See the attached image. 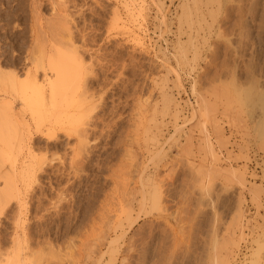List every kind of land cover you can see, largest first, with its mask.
I'll return each instance as SVG.
<instances>
[{
	"label": "rangeland",
	"instance_id": "rangeland-1",
	"mask_svg": "<svg viewBox=\"0 0 264 264\" xmlns=\"http://www.w3.org/2000/svg\"><path fill=\"white\" fill-rule=\"evenodd\" d=\"M235 1L0 0V73L62 35L96 104L36 119L0 86V264H264V0Z\"/></svg>",
	"mask_w": 264,
	"mask_h": 264
},
{
	"label": "bare ground",
	"instance_id": "bare-ground-1",
	"mask_svg": "<svg viewBox=\"0 0 264 264\" xmlns=\"http://www.w3.org/2000/svg\"><path fill=\"white\" fill-rule=\"evenodd\" d=\"M33 2H34V0H32ZM36 1V0H35ZM54 1V0H53ZM56 1V0H55ZM238 2V4H237V2ZM235 2H236V4H237V6L235 5V7H230V8H235V10H237V11H239L240 10V5H239V2H241V1H243V0H236ZM245 1V0H244ZM31 3V4H35V3ZM185 2H186V0H185ZM194 2H196V1H194ZM234 2V1H233ZM39 3V2H38ZM205 3V2H204ZM208 3V2H207ZM214 3V2H213ZM249 3H251V2H249ZM196 4V3H195ZM241 4V3H240ZM180 6H181V4H179ZM206 5V4H205ZM208 5V4H207ZM210 5V4H209ZM217 5V4H216ZM233 5V4H232ZM255 5V4H254ZM57 6V5H56ZM187 6V5H186ZM197 6V5H196ZM241 6H242V4H241ZM32 7V6H31ZM36 7V6H35ZM60 7V6H59ZM61 8V7H60ZM195 8V7H194ZM53 9H56L55 8V6H54V8ZM188 9V8H187ZM227 9V8H226ZM242 9V8H241ZM62 10V9H61ZM195 10V9H194ZM208 10H210V8L208 9ZM216 10V9H215ZM228 10V9H227ZM197 11V10H196ZM217 11V10H216ZM175 12V11H174ZM213 12V11H212ZM211 12V13H212ZM262 12V11H261ZM4 13V12H3ZM239 13H241L240 11H239ZM188 14V13H187ZM213 14V13H212ZM244 15V14H243ZM261 15H262V13H261ZM65 16V15H64ZM73 16V15H72ZM191 16V15H190ZM208 16V15H207ZM213 16V15H212ZM248 16V15H247ZM259 16V15H258ZM34 17V16H33ZM178 17V16H177ZM209 17V19H210V16H208ZM195 18V17H194ZM35 19H37V18H35ZM58 19V18H57ZM61 19V18H60ZM64 19V18H63ZM191 19V18H190ZM190 19H189V21H190ZM212 19V18H211ZM257 19V18H256ZM178 20H180V19H178ZM177 20V21H178ZM184 20V19H183ZM201 21H202V19H201ZM210 21H212V20H210ZM257 21V20H256ZM34 22V21H33ZM60 22V21H59ZM213 22V21H212ZM237 22V21H236ZM241 22V21H240ZM48 23V22H47ZM46 23V24H47ZM63 23V22H62ZM61 23V24H62ZM65 23V22H64ZM63 23V24H64ZM70 23V22H69ZM185 23V22H184ZM260 23L262 24V23H264V15H262V18L260 17ZM45 24V23H44ZM49 24H51L50 22H49ZM53 24V23H52ZM57 24H58V22H57ZM60 24V23H59ZM73 24V23H72ZM191 24V23H190ZM211 24V23H210ZM35 26H36V24H34ZM34 25H33V27H34ZM66 25V24H65ZM74 25V24H73ZM258 25V24H257ZM262 25H264V24H262ZM53 26V25H52ZM56 26V25H55ZM63 26V25H62ZM196 26H197V24H196ZM200 26V25H199ZM199 26H198V28H199ZM260 25H258V27H259ZM45 27V26H44ZM49 27H50V25H49ZM68 27V26H67ZM231 27V26H230ZM53 29H54V27H52ZM52 28H51V30H52ZM60 28V27H59ZM63 28V27H62ZM65 28V27H64ZM201 28V27H200ZM13 29V28H12ZM178 29H179V27H178ZM187 29H188V27H187ZM202 29V28H201ZM200 29V30H201ZM207 29V28H206ZM228 29V28H227ZM38 30V29H37ZM36 30V31H37ZM42 30V29H41ZM50 30V29H49ZM50 30V31H51ZM59 30H61V29H59ZM69 30V29H68ZM75 30V29H74ZM180 30V29H179ZM208 30V29H207ZM40 30H38V32H39ZM56 31H57V29H56ZM202 31V30H201ZM19 32V31H18ZM35 32V31H34ZM55 32V31H54ZM59 32V31H58ZM69 32V31H68ZM198 32V31H197ZM207 32V31H206ZM56 33V32H55ZM64 33H66L65 35H67V32H64ZM83 33V32H82ZM183 33V32H182ZM232 33V32H231ZM257 33V32H256ZM23 34V33H22ZM39 34H41V32H39ZM49 34V33H48ZM57 34V33H56ZM237 34V33H236ZM19 35V34H18ZM35 35V34H34ZM44 35V34H43ZM64 35V34H63ZM78 35V34H77ZM85 35V34H84ZM190 35V34H189ZM203 35V34H202ZM243 35V34H242ZM40 36V35H39ZM45 36V35H44ZM47 36V35H46ZM45 36V39H47L48 37H46ZM49 36H50V34H49ZM52 36V35H51ZM58 36V35H57ZM70 36V35H69ZM68 36V37H69ZM178 36V35H177ZM209 36V35H208ZM215 36H217V35H215ZM241 36V35H240ZM239 36V37H240ZM259 36V35H258ZM53 37H55V36H53ZM52 37V38H53ZM61 37H62V35H61ZM60 37V39H63V38H67V37H62L61 38ZM35 38V40H36V36L34 37ZM6 39V38H5ZM38 39H40V38H38ZM44 39V40H45ZM49 39V38H48ZM55 39V43H59L60 42V39L56 42V38H54ZM54 39H53V41H54ZM68 39H70V38H68ZM73 39V38H72ZM42 40V39H41ZM40 40V41H41ZM51 39H49V42H51L50 41ZM81 40V39H80ZM196 40V39H195ZM38 41V40H37ZM45 41H47V43H48V40H45ZM45 41H43V42H45ZM70 41H73V40H70ZM187 41V40H186ZM202 41H204V40H202ZM219 41V40H218ZM13 42V41H12ZM42 42V43H43ZM67 42V40L65 41V43H64V45L65 44H67L66 43ZM68 42H69V40H68ZM92 42V41H91ZM46 43V42H45ZM53 44H51V45H49L48 44V46H45L44 44H42L41 45V48H38L40 51H41V57L40 58H38V59H35V61L37 62L38 61V63L37 64H35V65H33V69H31V70H29L28 71V69H27V71H26V78H25V80L24 79H22L23 81H18L17 82V80H16V76L14 75V73L13 74H8V73H6V75H5V73L2 75L1 73H0V86L2 87V89H7L8 87V91H9V93H8V95L10 94V95H12L13 96V93L11 94V92H10V90L12 91L13 90V92L15 93V94H19V97L18 98H21V103H22V105L23 106H27L29 109H30V113H29V115L31 116H33V117H36V119L38 118H41V117H39V116H42V117H51L52 115H54L55 117H57L56 119H58L59 117L61 118L62 116L61 115H63V112H62V109H63V107L64 106H67V104L69 105V104H71V105H73L74 106V109H76V107L75 106H77V105H79V110H80V103H82L83 101H86V102H88L89 100L88 99H85L87 96H83L82 94H84V92H86V90L84 89V86L82 87L83 89L82 90H85L82 94H81V88H80V94L78 95L77 94V96H78V98H79V96H80V98L79 99H75V96H76V89H78L79 88V86L81 85V81L83 82V74H85L86 73V71H85V73H79L80 71H79V69L80 70H82V68H81V63H82V60H79L77 57L78 56H75L74 58L72 57V55L74 54H69L67 51H69V50H66L67 48H66V46H64L63 44H62V42H60V44L58 45V44H56L55 45V43L54 42H52ZM181 43V42H180ZM187 43H189V42H187ZM205 43V42H204ZM39 44V43H38ZM41 44V43H40ZM68 44H70V43H68ZM67 44V45H68ZM178 44V43H177ZM33 45H34V43H33ZM37 45V44H36ZM81 45H82V43H81ZM72 47L74 46V43H73V45H71ZM90 46V45H89ZM181 46V45H180ZM202 46V45H201ZM252 46V45H251ZM32 47V46H31ZM40 47V46H39ZM71 47V48H72ZM192 47V46H191ZM33 48V47H32ZM36 49H35V51L36 50H38L37 49V46L35 47ZM69 48H70V46H69ZM70 48V50H72ZM79 48V47H78ZM196 48V47H195ZM217 48V47H216ZM230 48V47H229ZM75 49V48H74ZM74 49L72 50V52L74 51ZM193 49V48H192ZM201 49V48H200ZM38 50V51H39ZM179 50V49H178ZM196 50V49H195ZM33 51H34V49H33ZM79 51V50H78ZM77 51V52H78ZM85 51V50H84ZM185 51V50H184ZM31 52V51H30ZM74 52H76V51H74ZM95 52V51H94ZM182 52V51H181ZM193 52V51H192ZM16 53V52H15ZM37 53V56L39 55V52H35V53H33V54H36ZM179 53V52H178ZM260 53V52H259ZM20 54V53H19ZM81 54V53H80ZM101 54V53H100ZM196 54V53H195ZM221 54V53H220ZM225 54V53H224ZM32 55V54H31ZM30 55V56H31ZM185 55H186V53H185ZM34 56V55H33ZM191 56V55H190ZM197 56V55H196ZM257 56V55H256ZM32 57V56H31ZM35 57V56H34ZM34 57H33V59H34ZM93 57V56H92ZM193 57H195V55L193 54ZM182 58H184V57H182ZM181 58V59H182ZM192 58V57H191ZM191 58H189V59H191ZM210 58V57H209ZM226 58V57H225ZM235 58V57H234ZM29 59V58H28ZM233 59V58H232ZM257 59V58H256ZM32 60V59H31ZM30 60V61H31ZM261 60V59H260ZM34 61V60H33ZM164 61V60H163ZM191 61V60H190ZM218 61V60H217ZM225 61V60H224ZM35 62V63H36ZM85 62V61H84ZM258 62V61H257ZM8 63V62H7ZM16 63V62H15ZM98 63V62H97ZM233 63V62H232ZM247 63V62H246ZM259 63V62H258ZM33 64H34V62H33ZM83 64V63H82ZM186 64V63H185ZM210 64V63H209ZM260 64V63H259ZM28 65V64H27ZM87 65V64H86ZM252 65V64H251ZM23 66V65H22ZM83 66H84V64H83ZM89 66H90V64H89ZM87 67V66H86ZM86 67H84V69L86 70H88V68H86ZM137 67V66H136ZM250 67V66H249ZM262 67V66H261ZM101 68V67H100ZM110 68V67H109ZM194 68V67H193ZM252 71H254L255 72V70L253 69V66H252ZM257 69V68H256ZM40 70V73H41V77L40 78H38L37 79V72ZM133 70V69H132ZM193 70V69H192ZM262 70V69H261ZM89 71H90V69H89ZM92 71V70H91ZM94 71V70H93ZM247 71V70H246ZM84 72V71H83ZM120 72V71H119ZM205 72V71H204ZM260 72V71H259ZM258 72V73H259ZM89 73V72H88ZM88 73H86L85 75H84V77H87L86 75L88 74ZM91 74V73H90ZM95 74V73H94ZM93 74V75H94ZM250 74V73H249ZM260 74V73H259ZM92 75V74H91ZM92 75V76H93ZM117 75V74H116ZM215 75V74H214ZM21 76V75H20ZM245 76H246V74H245ZM260 76H262V77H264V74H261ZM94 77H95V75H94ZM234 78V77H233ZM83 79V80H82ZM204 79V78H203ZM262 79H264V78H262ZM40 81V83L41 84H39V85H37L38 84V82ZM201 81V80H200ZM260 81V80H259ZM252 83V82H251ZM83 84L85 85V80H84V82H83ZM222 84V83H221ZM261 84H262V82H261ZM8 86V87H7ZM166 86V85H165ZM200 86V85H199ZM257 86H259V84L257 85ZM86 87V86H85ZM162 87V86H161ZM241 87V86H240ZM103 88V87H102ZM253 88V87H252ZM10 89V90H9ZM199 89V88H198ZM251 89V88H250ZM14 90H17V91H14ZM213 90V89H212ZM226 90V89H225ZM241 90V89H240ZM254 90V89H253ZM2 91V90H1ZM200 91V90H199ZM232 92V91H231ZM230 92V93H231ZM197 93V92H196ZM233 93H234V91H233ZM3 94H5V91L3 92ZM87 94V93H86ZM89 94V93H88ZM212 95V94H211ZM239 95V94H238ZM248 95V94H247ZM15 96V95H14ZM13 96V97H14ZM197 96V95H196ZM233 96V95H232ZM252 96V95H251ZM260 96V95H259ZM92 97V96H91ZM163 97V96H162ZM215 97V96H214ZM213 97V98H214ZM248 97V96H247ZM163 98H165V97H163ZM223 98V97H222ZM227 98V97H226ZM90 99V98H89ZM200 99V98H199ZM235 99V98H234ZM237 99V98H236ZM88 100V101H87ZM91 100V99H90ZM164 100V99H163ZM224 100V99H223ZM240 101V100H239ZM238 101V102H239ZM247 101V100H246ZM98 102V101H97ZM171 102V101H170ZM224 102V101H223ZM232 102V101H231ZM241 103L240 104H243V102H244V100H243V102L242 101H240ZM0 103H2V104H0V107L1 108H5V112H9V115H8V113H6L7 114V117H11V116H13L14 117V113L12 112V114L10 113V105L12 104L11 103V101H10V99H6V100H2V102H0ZM99 103V102H98ZM203 103V102H202ZM221 103V102H220ZM225 103H226V101H225ZM235 103H236V100H235ZM247 103H249V102H247ZM251 103V102H250ZM258 103V102H257ZM261 103V102H260ZM91 104V105H90ZM82 105H84V104H82ZM89 105H90V107L91 106H93V104L92 103H90V101H89ZM88 104L86 105L85 104V106H86V111H88L87 110V106H89ZM96 104H94V106H95ZM93 106V107H94ZM168 106V105H167ZM245 106V105H244ZM68 107V106H67ZM82 107V106H81ZM166 107V106H165ZM0 108V109H1ZM24 108H26V107H24ZM28 108H26V109H28ZM95 108V107H94ZM200 108V107H199ZM66 109V108H65ZM77 109V110H78ZM82 109V108H81ZM64 110V109H63ZM68 110V109H67ZM66 110V111H67ZM73 110V109H72ZM91 110H93V108L91 109ZM259 110H260V108H259ZM81 111H83V110H81ZM86 111H83V112H86ZM89 111H90V108H89ZM94 111V110H93ZM262 111V110H261ZM1 113V112H0ZM62 113V114H61ZM70 113V112H69ZM73 113H75V112H73ZM82 113V112H81ZM80 112H79V116H80V114H81ZM88 113V112H87ZM261 113V112H260ZM262 113H264V112H262ZM2 114H4V113H2ZM5 114V115H6ZM72 114V113H71ZM75 114H77V112L75 113ZM89 114H91V112L89 113ZM67 115V114H66ZM69 116H71L72 117V115H70V114H68ZM82 115H84V113H82ZM81 115V116H82ZM262 115H264V114H262ZM31 116V117H32ZM53 116V121L55 122V120L56 119H54L55 117ZM69 116H66V117H69ZM77 116V115H76ZM76 116H74V120H73V118H70L71 119V121H70V123L72 122V120L73 121H75V119L76 118H78V117H76ZM85 116H86V114H85ZM85 116H83L84 117V120H85ZM88 116V115H87ZM94 116V115H93ZM6 117V118H7ZM76 117V118H75ZM261 117V116H260ZM21 118V117H20ZM87 118V117H86ZM89 118H90V116L88 117V121H89ZM1 119V121H2V118H0ZM13 119H15V118H13ZM22 119V118H21ZM30 119H32V118H30ZM35 119V118H34ZM46 119V118H45ZM50 119V118H49ZM81 118H79V120H80ZM91 119V118H90ZM93 119V118H92ZM91 119V120H92ZM7 120V119H6ZM9 120V119H8ZM33 120V119H32ZM52 120V119H51ZM83 119H81L80 121H82ZM82 121V122H80V124L78 123V126H75V125H77V124H75L74 125V129H73V125L71 126V128L70 129H68V134H69V132L70 133H72L73 134V132H74V134H75V136H83L84 135V137H85V135L88 133H86V134H84L86 131H85V128L88 126H86V124L84 125V122H86V120L85 121ZM5 121V118L3 119V122ZM20 121H22V120H20ZM35 121V120H34ZM42 121V120H41ZM56 121H58V120H56ZM76 121H78V119L76 120ZM75 121V122H76ZM23 122V121H22ZM50 123L49 124H51V121H49ZM74 122V123H75ZM79 122V121H78ZM8 123V122H7ZM38 123H40V122H38ZM37 123V124H38ZM61 123V122H60ZM69 123V124H70ZM86 123H88V122H86ZM239 123V122H238ZM255 123V122H254ZM260 123V122H259ZM25 124V123H24ZM35 125H36V123H34ZM53 124V123H52ZM257 124V123H256ZM261 124V123H260ZM260 124H258V125H256L258 128L257 129H260L261 127H264V126H261L262 124H264V123H262L261 125ZM39 125V124H38ZM41 125V124H40ZM84 127H83V126ZM259 125L261 126L260 128H259ZM2 126V125H1ZM6 126H8V125H6ZM5 126V127H6ZM11 126V125H10ZM28 126V125H27ZM37 126V125H36ZM86 126V127H85ZM4 127V129H7V128H5ZM47 127V126H46ZM55 127V126H54ZM89 127V126H88ZM93 127V126H92ZM91 127V128H92ZM1 128V127H0ZM23 128V127H22ZM29 128V127H28ZM38 128V127H37ZM36 128V129H37ZM50 128H51V126H50ZM256 128V127H255ZM11 129V128H10ZM13 129V128H12ZM35 129V128H34ZM52 129V128H51ZM257 129H253L255 132L257 131ZM262 129H264V128H261V130ZM2 130V129H1ZM28 130V129H27ZM39 130V129H38ZM50 130V129H49ZM56 130V129H55ZM66 130V129H65ZM261 130H258V132L259 131H261ZM7 131V130H6ZM14 131V130H13ZM45 131L47 132V130L45 129ZM85 131V132H84ZM4 132H5V130H4ZM8 132V131H7ZM50 132L54 135V131H52V130H50ZM262 132H264V130H262L261 131V135H264V133H262ZM1 133H2V131H1ZM0 133V134H1ZM10 133V132H9ZM44 133V132H43ZM48 134H49V132H47ZM2 134H4V133H2ZM6 134V133H5ZM13 134V133H12ZM71 134V135H72ZM255 134V133H254ZM256 134H257V132H256ZM255 134V135H256ZM15 135V134H14ZM20 135V134H19ZM47 135V134H46ZM50 135V134H49ZM90 135V134H89ZM5 136V135H4ZM3 136V137H4ZM12 136V135H11ZM10 136V137H11ZM51 136V135H50ZM3 137H1V135H0V141H3L2 140V138ZM7 137V136H6ZM5 137V138H6ZM84 137H82V138H84ZM87 137V136H86ZM85 137V138H86ZM256 137H258L257 135H256ZM255 137V138H256ZM262 137H264V136H262ZM8 138V137H7ZM15 138V137H14ZM19 138V137H18ZM81 138V137H80ZM253 138V137H252ZM254 138V139H255ZM4 139V138H3ZM79 139V138H78ZM11 140H12V138H11ZM14 140V139H13ZM83 140V139H82ZM82 140H80L81 142H83ZM254 141H256V140H254ZM260 141V140H259ZM262 141H264V140H262ZM14 142V141H13ZM80 143V142H79ZM257 143V142H256ZM23 144V143H22ZM83 144V143H82ZM81 144V145H82ZM5 145H7V144H5ZM78 145V144H77ZM87 145V144H86ZM258 145V144H257ZM8 146V145H7ZM6 146V147H7ZM84 146H85V142H84ZM87 147V146H86ZM262 147V146H261ZM3 148V147H2ZM8 148H9V146H8ZM7 148V149H8ZM80 148H82V147H80ZM79 148V150H81ZM85 148V147H84ZM78 149V148H77ZM259 149V148H258ZM0 150H2L1 148H0ZM11 150V149H10ZM73 150V149H72ZM17 151H18V149H17ZM5 151L3 150V152H0V160L2 161V159L3 158H5V159H7V158H9L10 156V154L8 155V153H4ZM7 152H9V151H7ZM21 152V151H20ZM75 152H77V150L75 151ZM3 154H6L7 156L5 157ZM76 154V153H75ZM88 154V153H87ZM13 155V154H12ZM15 155V154H14ZM77 155V154H76ZM242 155V154H241ZM74 156V155H73ZM13 156H11V158H12ZM75 157V156H74ZM5 159H3V161H5ZM8 160V159H7ZM6 160V161H7ZM11 159H9L8 161H10ZM40 160V159H39ZM12 161H15L14 159L13 160H11L10 162L12 163ZM42 161H43V158H42ZM71 163H72V161H71ZM10 164V163H9ZM9 164H8V167L10 168V166H9ZM37 164V163H36ZM14 165V164H13ZM72 165V164H71ZM256 165V164H255ZM262 165H264V164H262ZM70 166V165H69ZM38 169H40V168H38ZM23 170V169H22ZM11 173H13L14 174V171H13V168H12V165H11ZM32 172V171H31ZM41 172V171H40ZM4 173V172H3ZM262 173H264V172H262ZM3 175V174H2ZM2 175H0L1 177L0 178H2ZM7 175V174H6ZM256 175V174H255ZM9 177V179H10V176L11 175H8ZM6 177V176H5ZM7 177L5 178V179H8ZM12 178V177H11ZM4 179V176H3V178H2V180ZM9 179L3 184L2 182V185L3 186H0V210H4V205H5V202L6 201H8L11 197H15V198H17L18 197V195H19V189L16 187V185H13L14 183L12 182V180L13 179H11L10 181H9ZM38 183V182H37ZM148 183V182H147ZM254 186V185H253ZM27 187V186H26ZM153 189V188H152ZM257 190V189H256ZM152 191H155V189L154 190H152ZM30 195V194H29ZM257 195V193L255 194V196ZM154 196V195H153ZM255 198V197H254ZM12 199H14V198H12ZM32 199V198H31ZM19 200V199H18ZM250 200H252V198L250 199ZM257 200V199H256ZM10 201V200H9ZM4 203V205L2 204V203ZM253 202V201H252ZM7 203V202H6ZM8 204V203H7ZM257 204V203H256ZM260 204V203H259ZM2 205V206H1ZM6 206V205H5ZM16 206V205H15ZM256 206H258V204L256 205ZM258 208V207H257ZM2 211L0 212V213H2ZM18 211V210H17ZM259 212V211H258ZM1 215V214H0ZM22 215V214H21ZM254 215V214H253ZM14 219V218H13ZM41 219V218H40ZM24 221V220H23ZM106 222V221H105ZM14 223V222H13ZM257 225V224H256ZM258 228V227H257ZM27 232V231H26ZM29 232V231H28ZM27 232V233H28ZM26 235V234H25ZM27 238V237H26ZM258 239V238H257ZM261 239H264V238H261ZM24 240V239H23ZM255 240V239H254ZM34 242V241H33ZM262 242V241H261ZM224 243V242H223ZM262 243H264V242H262ZM255 244V243H254ZM259 244V243H258ZM17 245H18V243H17ZM219 245H221V244H219ZM226 245V244H225ZM262 245V244H261ZM37 246V245H36ZM260 247V246H259ZM40 248V247H39ZM3 250V249H2ZM22 251V250H21ZM258 252H259V250H257ZM262 251V250H261ZM255 253V252H254ZM257 253V252H256ZM254 255V254H253ZM256 256L258 255V253L257 254H255ZM261 255V254H260ZM261 257V256H260ZM18 258V257H17ZM9 259V258H8ZM258 259V258H257ZM1 260V259H0ZM196 260V259H195ZM199 260V259H198ZM3 261V260H2ZM1 261V262H2ZM14 262V261H13ZM18 262V261H17ZM200 262V261H199ZM10 264V263H9Z\"/></svg>",
	"mask_w": 264,
	"mask_h": 264
}]
</instances>
